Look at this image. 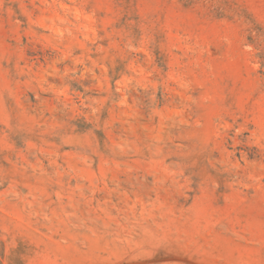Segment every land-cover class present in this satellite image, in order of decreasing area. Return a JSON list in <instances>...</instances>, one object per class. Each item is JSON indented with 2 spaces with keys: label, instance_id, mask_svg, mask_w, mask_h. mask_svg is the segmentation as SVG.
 Listing matches in <instances>:
<instances>
[{
  "label": "rangeland",
  "instance_id": "374dc122",
  "mask_svg": "<svg viewBox=\"0 0 264 264\" xmlns=\"http://www.w3.org/2000/svg\"><path fill=\"white\" fill-rule=\"evenodd\" d=\"M0 264H264V0H0Z\"/></svg>",
  "mask_w": 264,
  "mask_h": 264
}]
</instances>
